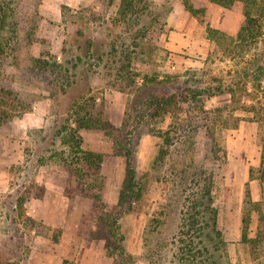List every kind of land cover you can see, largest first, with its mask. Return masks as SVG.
Returning <instances> with one entry per match:
<instances>
[{"label": "rangeland", "instance_id": "1", "mask_svg": "<svg viewBox=\"0 0 264 264\" xmlns=\"http://www.w3.org/2000/svg\"><path fill=\"white\" fill-rule=\"evenodd\" d=\"M3 1L0 80L32 108L0 124V264L12 259L21 264H264V227L255 242L241 239L247 184L264 212V181L257 179L260 127L253 111L230 110V94L209 96L207 91L244 80L242 69L253 61L252 55L246 57L247 64L223 58L207 36V26L235 34L244 18L242 4L226 8L210 0H188L205 8L198 18L188 11L186 0H140L139 6L146 5L150 13L142 15L139 25L158 21L154 28L167 50L165 57L152 60L133 42V23L119 13L121 0ZM254 52H264V37ZM120 59L125 74H139L133 91L118 89ZM259 73L260 78L251 73L245 78L254 100L242 99L257 107L264 104V73ZM147 90L157 95L176 92L178 111L166 115L162 124L149 125L143 99ZM78 100H85L94 114L125 126L129 158L114 155L103 132L79 133L83 149L104 155L106 199L119 201L128 159L138 173L151 174L142 183L143 196L133 199V209L124 208L119 215L125 252L121 256L109 257L101 240L87 236L94 226L87 219L90 200L63 194L67 173L59 156L68 155L64 139L74 127L71 108ZM237 116L238 126L228 125ZM150 127L161 128L165 136L168 132L171 144L157 131L147 133ZM214 141L222 148L219 159L210 153ZM161 146L168 155L154 164ZM184 161L189 169L182 176ZM194 174L202 176L189 182ZM204 174L213 181L217 226L215 233L203 219L197 235L183 219L182 204ZM35 184L45 185L43 199H27L25 188ZM258 216L253 213L252 238L258 232Z\"/></svg>", "mask_w": 264, "mask_h": 264}, {"label": "trees", "instance_id": "2", "mask_svg": "<svg viewBox=\"0 0 264 264\" xmlns=\"http://www.w3.org/2000/svg\"><path fill=\"white\" fill-rule=\"evenodd\" d=\"M210 1L226 8H232L236 6L237 3L242 4L244 18L235 34H230L216 27L207 26V36L215 43L216 52H219L223 58L230 60L239 58L247 64L248 61L246 57L252 55L253 61L242 69L241 79L244 80H240L236 84L231 83L226 86L220 84L216 87H209L207 88V91L209 96L224 93L230 94L229 105L231 111L238 109L253 111L254 114L252 115V119L259 124L262 145L261 163L259 167L261 173L257 179L260 182H263L264 104L257 107L253 103L249 104L246 100L243 101L242 99L243 97L250 98L251 100H254L255 98L254 92L248 90V82L245 78H247L250 73L254 74V78H260L257 74V71L259 72V70L260 75L261 73H264V63L261 62L262 57H264V52H260V54L254 52V49L264 37V0ZM139 2L140 0H121L119 13L123 19L128 21V23H133L130 30L134 31L132 34L133 42L136 47L140 48V52L144 53L147 58L152 60H156L157 56L165 57L167 50L161 39L160 30H155L154 28L156 27L154 23H158V21L153 18L146 23L139 25L142 15L150 13L147 6H139ZM184 3L188 11L195 17L201 18L205 13V8H196L188 0ZM5 9L4 1L0 0V30L6 19ZM136 49L137 48H135V51ZM123 53L125 57L129 56L127 50H124ZM1 54L2 48L0 46V55ZM120 60L122 61V64H120V68H118L116 73L118 89L123 92L133 91L137 85L135 83V76L139 74H125L124 68L126 65L122 59ZM111 61L114 63V60ZM255 67H257V70H255ZM145 77L148 76L145 74ZM151 80L157 82L158 78L153 77ZM146 94L147 96H144L143 99L145 100L149 125L151 123L162 124L165 121L166 115H172L178 111L179 95L176 92L168 95H157L154 94V92L147 90ZM194 95L195 94H193V96ZM31 108L32 105L28 103L17 90L0 80V124L9 122L15 116L24 111L30 110ZM71 110L74 127L69 129V135L64 139V144L69 146L68 155L63 156L60 154L59 156V160L62 161L63 169L67 173L63 186V194L69 199L84 197L90 200V214L87 219L93 221L94 226H91L87 236L91 239L101 240L109 257L121 256L125 254V252L122 248L124 235L121 231L119 215L124 208L126 211L133 209V199H140L143 196L145 187L142 186V183H144V180L147 181L151 177V174L148 171L138 173V171L131 166L128 159L124 179V190L117 203H110L105 196L106 181L105 176L102 173L104 155L100 151L83 149L80 146L81 136L79 133L80 131H101L111 142L114 155H125L126 158H129L130 151L127 147L128 143L126 138H124L125 126H118L108 117L101 114H94L85 100H78L75 102ZM240 119L241 118L237 116L233 119L232 124H229L228 121V125L231 127H237ZM156 131L159 132V135L163 136L165 143L168 145L171 144V138L169 137L168 132L166 133L167 136H165L160 134L161 128L155 129L150 127L146 129L147 133H157ZM221 150V145L214 141L210 148L211 156L214 159L221 158ZM167 155L168 150L161 146L154 164L163 162ZM184 163L185 168L179 172L182 176L186 175L189 169L187 161H184ZM200 173H204L203 170H201ZM196 175H199V178L202 176V174H194L192 178L189 179V182H192L193 180L191 179L195 178ZM138 178L141 179L140 183H138ZM201 179L202 180H197L199 184H196L195 190L189 192V195L187 196V204H182L183 219L188 220L192 231L195 229V234L197 235L203 230V219H205L208 223L207 225H209L215 233L217 226V210L212 206V178L204 174ZM181 181L186 180L181 178ZM136 188L138 189L137 193L135 192ZM25 189L27 199H43L46 192L44 184H35L26 187ZM127 191L129 193L128 196L126 193ZM244 203L248 206L242 210L241 214V239L244 243L255 242L257 236H259L260 231L264 227V212L261 213L262 208L260 207V201L252 198L249 184L246 185ZM254 212L259 215L257 226L258 232H256L255 238H252L249 234L251 232L250 224ZM206 214H208L207 219L205 218ZM27 219L33 225L34 220L28 217ZM196 226L198 228H196ZM262 233L263 232L261 231V234ZM203 247L207 248L206 246ZM6 264H21V262L17 259H12L7 261Z\"/></svg>", "mask_w": 264, "mask_h": 264}, {"label": "crops", "instance_id": "3", "mask_svg": "<svg viewBox=\"0 0 264 264\" xmlns=\"http://www.w3.org/2000/svg\"><path fill=\"white\" fill-rule=\"evenodd\" d=\"M59 264H61V262H59Z\"/></svg>", "mask_w": 264, "mask_h": 264}]
</instances>
